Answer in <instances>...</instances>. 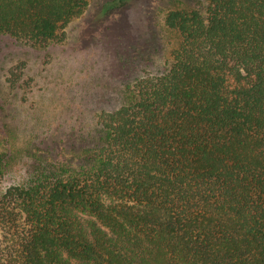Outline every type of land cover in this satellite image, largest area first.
I'll list each match as a JSON object with an SVG mask.
<instances>
[{
  "label": "trees",
  "instance_id": "obj_1",
  "mask_svg": "<svg viewBox=\"0 0 264 264\" xmlns=\"http://www.w3.org/2000/svg\"><path fill=\"white\" fill-rule=\"evenodd\" d=\"M87 6L0 0V36L61 41ZM165 22L171 63L97 114L84 162L37 160L0 189V264H264V0Z\"/></svg>",
  "mask_w": 264,
  "mask_h": 264
},
{
  "label": "rangeland",
  "instance_id": "obj_2",
  "mask_svg": "<svg viewBox=\"0 0 264 264\" xmlns=\"http://www.w3.org/2000/svg\"><path fill=\"white\" fill-rule=\"evenodd\" d=\"M208 3L88 0L61 41L34 46L0 36V152L7 160L0 189L21 182L37 160L84 162L104 134L97 114L125 104L139 78L171 63L179 38L166 13L206 14Z\"/></svg>",
  "mask_w": 264,
  "mask_h": 264
}]
</instances>
